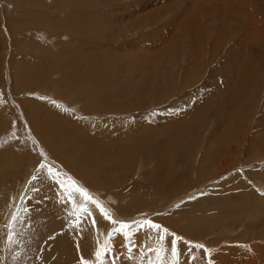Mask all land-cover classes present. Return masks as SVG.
<instances>
[{"label": "rangeland", "instance_id": "374dc122", "mask_svg": "<svg viewBox=\"0 0 264 264\" xmlns=\"http://www.w3.org/2000/svg\"><path fill=\"white\" fill-rule=\"evenodd\" d=\"M82 1L0 0V156L12 159L0 170V263L18 252L5 225L43 161L118 220L146 215L214 264H264V0ZM41 197L28 207L46 221L45 249L71 209ZM95 235L79 239L77 260L93 256ZM114 243L119 264H137ZM180 249L181 264H206Z\"/></svg>", "mask_w": 264, "mask_h": 264}, {"label": "snow or ice", "instance_id": "6c2138e0", "mask_svg": "<svg viewBox=\"0 0 264 264\" xmlns=\"http://www.w3.org/2000/svg\"><path fill=\"white\" fill-rule=\"evenodd\" d=\"M53 106L61 108V105L52 101ZM68 111V109H62ZM0 147L3 144L0 143ZM38 155L44 157V153L38 150ZM44 180L50 181V187L54 195L57 197V202L65 207H70L71 211L66 217L67 227L74 231L77 235L76 250L79 252L80 244L79 237L86 231L87 226H91L95 230V250L93 256L85 259L82 255L79 257L78 264H119L120 256L115 255V240L117 237L122 238L121 247L125 249L122 254L127 260H135L137 264H181L184 253L181 252L180 245H186V252L189 258L193 257V249L203 250L206 264H214L211 259L212 250L205 245L186 241L183 237L170 231V229L155 221L147 218L136 221L118 220L98 197L89 191L88 188L79 184L74 178L70 177L66 172L56 169L54 166L41 161L38 164L34 174L28 181V186L25 192L20 196V204L13 202V211L10 213V219L7 228V239L12 242L13 237L17 235L15 228L19 223H23V217L29 215L32 211L28 207V202L36 200L42 191L37 182L43 183ZM29 192L31 195H29ZM264 194V193H262ZM194 198V197H190ZM49 199L47 194L37 200V203H42L43 200ZM179 207V205H176ZM95 212H98L101 218L110 224L107 233L99 231L96 227L97 221ZM159 215V214H157ZM140 232L149 233L147 242L137 245L136 234ZM50 239L54 238L52 236ZM169 238L170 241H169ZM139 255H135V253Z\"/></svg>", "mask_w": 264, "mask_h": 264}, {"label": "bare ground", "instance_id": "6f19581e", "mask_svg": "<svg viewBox=\"0 0 264 264\" xmlns=\"http://www.w3.org/2000/svg\"><path fill=\"white\" fill-rule=\"evenodd\" d=\"M74 5L76 7H82L84 6V2L82 0H72ZM88 14V11H86ZM84 14V13H83ZM82 15V14H81ZM88 17L91 18V15L88 14ZM79 25V24H78ZM77 25V26H78ZM83 27V24H81ZM76 27V26H75ZM85 27V26H84ZM83 27V28H84ZM87 27V26H86ZM39 32V31H38ZM43 34V33H42ZM113 42V41H112ZM138 45V44H137ZM139 47V46H138ZM93 50V49H92ZM97 53V51H95ZM91 53V51L89 52ZM88 53H86L87 55ZM94 54V53H93ZM99 54V53H98ZM96 55V54H95ZM143 55V54H142ZM97 59V58H96ZM98 65V63H97ZM50 68L52 66H49ZM78 76V75H77ZM109 77V76H108ZM110 77H115L114 72H111ZM118 77V76H116ZM80 78V77H79ZM107 78V77H106ZM120 78V77H118ZM117 78V79H118ZM116 81V79H115ZM118 82V80H117ZM72 83V82H71ZM115 83V82H114ZM120 86V85H119ZM120 88H123V86H120ZM85 89V88H84ZM124 89V88H123ZM42 93V92H41ZM120 92L118 93V95ZM99 98V97H98ZM93 102V101H92ZM101 102V101H100ZM98 104V103H97ZM104 104V103H103ZM101 105V104H100ZM74 106V105H73ZM41 107V106H40ZM88 107V106H87ZM63 108V107H62ZM69 108V107H68ZM110 108V107H109ZM57 109V108H56ZM112 109V107H111ZM39 111V110H38ZM63 113V112H62ZM38 117V116H37ZM63 117V116H61ZM44 118V117H42ZM56 118V117H55ZM34 120H36L34 118ZM41 120V119H40ZM56 120V119H55ZM58 120V119H57ZM64 120V119H63ZM58 123V122H57ZM65 123V122H64ZM72 123V121H71ZM66 126H72L70 123H65ZM42 126V125H41ZM38 127V126H37ZM53 127V126H51ZM67 128V127H66ZM40 129V128H39ZM56 129V127H55ZM48 130V129H47ZM68 130V129H67ZM65 129V131H67ZM66 133V132H65ZM71 134V132H69ZM68 133V134H69ZM72 135V134H71ZM70 135V137H71ZM74 136V134H73ZM73 136L71 139H73ZM69 137V136H68ZM62 138V137H60ZM75 139V138H74ZM62 140V139H61ZM60 140V141H61ZM39 143V142H38ZM0 154L2 155L0 150ZM26 161V160H25ZM9 162H12V159H8L5 157L0 156V170H1V165H6L10 164ZM58 167L60 166V163L57 161H53ZM24 165V163H23ZM27 167V166H26ZM22 170V169H21ZM23 171V170H22ZM35 172V171H34ZM1 173V172H0ZM7 177V172H4L3 178L6 179ZM31 177V176H30ZM89 178V177H88ZM4 179L0 178V187ZM81 185L82 182L78 181ZM49 183V182H48ZM107 184V183H106ZM25 186V185H24ZM29 187V186H28ZM45 187V186H44ZM84 187H86L84 185ZM26 188V187H25ZM43 189V188H42ZM20 191V190H19ZM51 191V190H50ZM90 191V189H89ZM24 192V191H23ZM49 192V191H48ZM42 193V192H41ZM31 195V194H30ZM40 197L42 194H39ZM53 196H49V199L45 200L44 204L49 205L54 211H60L62 210L64 212V205H61L57 202V200ZM56 197V196H55ZM20 198V197H18ZM18 200V199H17ZM34 201V200H33ZM36 201V200H35ZM32 204L31 201L28 202V204ZM35 203V202H34ZM42 204V203H41ZM33 205V204H32ZM35 206V205H34ZM39 206V205H37ZM37 206L36 209H37ZM119 219L122 218V216H118ZM23 223H19L16 225L15 231L17 235L13 237V242L9 243L8 239L6 240V244L8 245V248L13 246L14 249H18V252L14 251L12 256L10 257H4L3 261L0 264H78V260L76 259L75 256V251H76V239L77 235L74 231L69 229L67 225H63L64 229L66 228V233H57L53 232L51 236L54 237L50 239V236H47V242H46V248L44 249V243H45V237L42 235L41 232H37V229H39L38 225L39 223H44L46 224L45 220L38 219L34 211H31L29 215H27L23 219ZM39 221V223H38ZM43 225V226H44ZM38 226V227H37ZM46 227V225L44 226ZM56 229H59L58 226H55ZM54 227V228H55ZM52 228V225L51 227ZM41 229V228H40ZM48 229V228H47ZM53 229V228H52ZM55 229V230H56ZM62 228H60L61 230ZM47 231V230H46ZM58 231V230H57ZM63 232V229L61 230ZM43 232V231H42ZM21 233H23V238H21ZM44 233V232H43ZM41 234V235H39ZM95 234V230L89 225L87 226L86 231H84L83 235L79 237V239L86 240L89 236ZM47 235V234H46ZM119 238V237H118ZM61 239H64V242L61 241ZM35 242V244H33ZM4 245V244H3ZM41 246L43 249V252L37 256V253L35 252L36 247ZM33 247V249H32ZM4 248L7 250L6 246L4 245ZM62 248V249H59ZM32 250V252H31ZM28 255V256H27Z\"/></svg>", "mask_w": 264, "mask_h": 264}]
</instances>
